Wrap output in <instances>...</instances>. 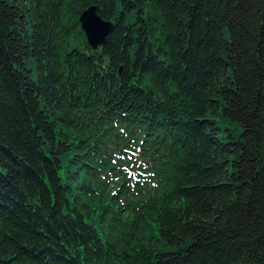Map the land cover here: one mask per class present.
Listing matches in <instances>:
<instances>
[{
    "label": "trees",
    "instance_id": "obj_1",
    "mask_svg": "<svg viewBox=\"0 0 264 264\" xmlns=\"http://www.w3.org/2000/svg\"><path fill=\"white\" fill-rule=\"evenodd\" d=\"M0 264H264V0H0Z\"/></svg>",
    "mask_w": 264,
    "mask_h": 264
},
{
    "label": "water",
    "instance_id": "obj_2",
    "mask_svg": "<svg viewBox=\"0 0 264 264\" xmlns=\"http://www.w3.org/2000/svg\"><path fill=\"white\" fill-rule=\"evenodd\" d=\"M78 23L91 49L103 46L113 28L112 23L100 18L97 7L94 5L86 8L80 14Z\"/></svg>",
    "mask_w": 264,
    "mask_h": 264
}]
</instances>
